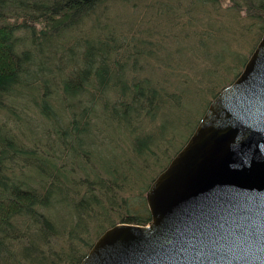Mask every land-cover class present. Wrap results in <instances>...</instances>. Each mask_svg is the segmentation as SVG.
<instances>
[{"label":"trees","instance_id":"16d2710c","mask_svg":"<svg viewBox=\"0 0 264 264\" xmlns=\"http://www.w3.org/2000/svg\"><path fill=\"white\" fill-rule=\"evenodd\" d=\"M223 5L259 43L264 0H0V264H79L105 230L151 221L146 191L181 149L159 165L151 123L186 83L160 48Z\"/></svg>","mask_w":264,"mask_h":264},{"label":"water","instance_id":"95a60500","mask_svg":"<svg viewBox=\"0 0 264 264\" xmlns=\"http://www.w3.org/2000/svg\"><path fill=\"white\" fill-rule=\"evenodd\" d=\"M145 200L147 225L105 230L79 264H264V35Z\"/></svg>","mask_w":264,"mask_h":264},{"label":"rangeland","instance_id":"374dc122","mask_svg":"<svg viewBox=\"0 0 264 264\" xmlns=\"http://www.w3.org/2000/svg\"><path fill=\"white\" fill-rule=\"evenodd\" d=\"M227 7L228 5H223L217 14L225 18L224 21L207 35L199 32L188 33L185 37L180 35L177 47L171 48L168 43L161 45L162 64L179 61L186 78V83L180 86L183 94L180 104L171 108L166 107L160 115L157 127H152L153 123L149 124L155 142L165 141L166 155L161 157L158 163L161 166L166 162L165 156H170L183 147L181 145L188 140L207 109L212 93L216 88L231 82L240 69L238 73L242 71L245 61L251 57L258 43V36L255 33L239 30L242 25L238 21L227 22L230 21L229 15L232 14L227 12L229 11ZM203 20H205L203 14L196 13L192 27L201 30L198 26ZM212 25L216 23L213 22ZM150 65L153 67L155 62L150 61ZM161 73L171 71L169 69L157 71V74ZM161 148L163 147L160 146ZM156 170L157 167H152L149 173L136 181V187L145 186Z\"/></svg>","mask_w":264,"mask_h":264}]
</instances>
